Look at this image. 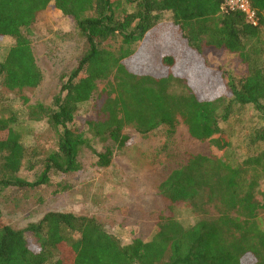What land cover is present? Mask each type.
<instances>
[{"label": "trees", "instance_id": "trees-1", "mask_svg": "<svg viewBox=\"0 0 264 264\" xmlns=\"http://www.w3.org/2000/svg\"><path fill=\"white\" fill-rule=\"evenodd\" d=\"M252 8L257 26L222 0H0V43L13 41L0 61L7 91L44 83L31 38L42 12L58 10L73 21L85 45L55 95L22 97L27 120L46 124L54 150L26 147L15 128L19 113L0 94V198L81 171L85 150L100 169L110 168L116 151L133 145L127 127L145 138L183 125L211 150L189 155L159 187L170 204L201 215L193 226L168 217L151 240L124 244L96 216L51 211L15 228L0 211V264H264V0H252ZM150 47L155 58L137 62L140 52L151 57ZM208 49L238 55L246 72L211 75ZM205 80L213 90L202 87ZM85 105L93 106L92 116L82 122ZM247 109L256 115L244 129L242 155L233 123L242 125ZM94 141L114 146L99 152Z\"/></svg>", "mask_w": 264, "mask_h": 264}, {"label": "rangeland", "instance_id": "rangeland-1", "mask_svg": "<svg viewBox=\"0 0 264 264\" xmlns=\"http://www.w3.org/2000/svg\"><path fill=\"white\" fill-rule=\"evenodd\" d=\"M31 31L33 51L45 75L44 83L38 90L23 93L9 92L0 84V94L8 106L19 113L20 120L15 128L23 136L26 147L48 153L56 147L55 138L46 124L27 120L22 97L44 101L55 95L61 87L62 75L76 66L85 45L74 22L58 10L42 12ZM12 43L11 39L0 43V61L4 60ZM151 47V57L147 58L146 52H140L135 60L139 63L141 60H153L156 51ZM205 56L211 66V75L226 71L238 78L246 72L238 55L208 49ZM186 66L188 70L191 67L190 64ZM203 85L205 89H214L208 80ZM215 93L220 95L222 89H216ZM92 107L85 105L81 109L79 119L82 122L92 116ZM3 115L8 117V112L4 111ZM255 115L256 112L247 109L242 114V125L233 123L236 132L232 141L239 154L245 153L244 129L255 123ZM124 133L131 137L133 145L116 151L113 164L108 169H100L97 159L89 150H85L80 155L81 171L54 175L49 186L39 189L5 192L0 198V211L5 222L15 228H23L51 211L96 216L124 244L131 243L137 237L144 241L151 240L159 224L168 217H175L185 227L193 226L201 215L185 204L173 206L161 196L159 187L172 170L186 164L189 155H210L208 143L193 139L183 125L172 133L165 129L145 138L133 127H127ZM4 137L5 134L0 133V139ZM94 146L103 152L114 145L94 141ZM24 176L31 179L33 174L25 173ZM260 225L264 229V213Z\"/></svg>", "mask_w": 264, "mask_h": 264}, {"label": "built area", "instance_id": "built-area-1", "mask_svg": "<svg viewBox=\"0 0 264 264\" xmlns=\"http://www.w3.org/2000/svg\"><path fill=\"white\" fill-rule=\"evenodd\" d=\"M225 8L234 11L241 12L246 16L247 22L253 26L259 24V18L256 11L252 8V0H222Z\"/></svg>", "mask_w": 264, "mask_h": 264}]
</instances>
